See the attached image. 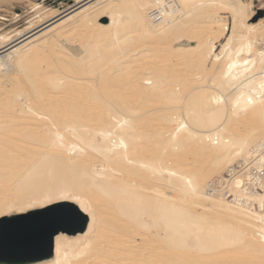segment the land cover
I'll return each mask as SVG.
<instances>
[{"label":"bare ground","instance_id":"6f19581e","mask_svg":"<svg viewBox=\"0 0 264 264\" xmlns=\"http://www.w3.org/2000/svg\"><path fill=\"white\" fill-rule=\"evenodd\" d=\"M250 4L74 0L0 35V219L62 202L89 217L28 264H264V182L226 177L264 141Z\"/></svg>","mask_w":264,"mask_h":264},{"label":"water","instance_id":"95a60500","mask_svg":"<svg viewBox=\"0 0 264 264\" xmlns=\"http://www.w3.org/2000/svg\"><path fill=\"white\" fill-rule=\"evenodd\" d=\"M89 217L71 202H62L0 219V264H28L49 259L59 233L84 232Z\"/></svg>","mask_w":264,"mask_h":264},{"label":"rangeland","instance_id":"374dc122","mask_svg":"<svg viewBox=\"0 0 264 264\" xmlns=\"http://www.w3.org/2000/svg\"><path fill=\"white\" fill-rule=\"evenodd\" d=\"M242 1L245 4H248L251 2L249 12L252 11L253 18H251V20H249V23H252V22L256 23L259 20H261L262 18H264V0H242ZM68 4H74V0H0V35L3 33H8L11 36H14L17 34V32L24 30L25 28H27L30 25L31 21L36 22L39 19L38 18L39 16H37V14L35 13L36 11L41 10L42 15H47L51 11L66 9V5H68ZM215 9H216L215 10L216 15L221 17L226 22V24H227L226 33H227V36H229V34H231L230 32H232V30H233V25H234V20L232 19L233 17H231L232 15H230L231 14L230 11H226V10H228L226 8H224L223 10H222V8H218L219 10H217V8H215ZM201 13L202 14L198 13V15H196L193 18V20H192L193 22H191V25L202 26V25H204L203 23L207 24L208 21H206V20H208L209 18L206 17V15L204 14L205 12L204 13L201 12ZM215 13H214V15H215ZM201 15H203L204 17L203 16H202L203 18L200 17ZM33 17L35 20L33 19ZM205 17H206V19H205ZM196 20H198L199 23L200 22H202V23L198 24V22ZM100 21L105 23V18H102V20H100ZM215 28H217V24L215 25ZM210 35H211L210 33H209V35H208V33L204 35V37L205 36L207 37V38L205 37L206 41L208 39H210ZM218 35H219V32H217V36ZM82 41L83 40H77V37H72V38H69L68 40H64L63 43L67 44V45H64L61 43H60V45L70 46V47L76 46L78 48H81V46H83L82 44L84 43ZM225 41L226 40H224V42ZM71 44H73V45H71ZM146 45H147V47H146ZM146 45H144V46L140 45L141 47H138L139 50L136 49V51H140V52L136 53L137 57L139 55H140L139 57H144L143 55L146 54L144 52L148 51L150 49V48H148L149 47L148 44H146ZM255 45L260 50L264 49V41L261 39V35L257 36V38L255 40ZM145 47L147 48V50L145 49ZM220 48L221 47H219V50H220ZM207 63L209 66H211L212 61L209 60ZM17 71H19V70H17ZM195 77L196 76H194V79H195ZM189 78H191V77H189ZM4 79H6V78H4ZM7 80H4L5 81L4 85L9 87L10 82H9V80L8 81ZM151 118L154 119V123H156V124L161 123L159 118L156 119L157 118L156 116H151ZM239 158L241 159L242 157H239ZM237 160H239V159H237ZM237 160H236V162H237ZM223 172L226 173L227 171L222 169L218 173L220 175ZM218 173H216V174H218ZM215 175H213V176H215ZM218 176L216 175L215 177H218Z\"/></svg>","mask_w":264,"mask_h":264},{"label":"built area","instance_id":"2783aa9c","mask_svg":"<svg viewBox=\"0 0 264 264\" xmlns=\"http://www.w3.org/2000/svg\"><path fill=\"white\" fill-rule=\"evenodd\" d=\"M237 177L242 181V186L248 189H254L256 186L263 184L264 182V141L256 150L254 156L249 160H238L227 173V178L232 179ZM228 183V181H226ZM227 183L224 182L223 192L229 195L230 199L234 196H230L227 191Z\"/></svg>","mask_w":264,"mask_h":264},{"label":"crops","instance_id":"0c3cea01","mask_svg":"<svg viewBox=\"0 0 264 264\" xmlns=\"http://www.w3.org/2000/svg\"><path fill=\"white\" fill-rule=\"evenodd\" d=\"M250 9V8H249ZM261 39L264 41V35L263 36H261Z\"/></svg>","mask_w":264,"mask_h":264}]
</instances>
